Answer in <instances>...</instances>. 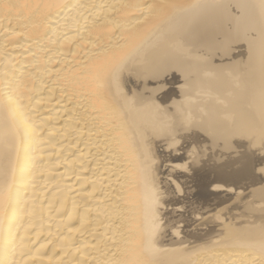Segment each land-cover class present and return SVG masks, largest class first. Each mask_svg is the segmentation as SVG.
<instances>
[{
    "label": "bare ground",
    "instance_id": "6f19581e",
    "mask_svg": "<svg viewBox=\"0 0 264 264\" xmlns=\"http://www.w3.org/2000/svg\"><path fill=\"white\" fill-rule=\"evenodd\" d=\"M0 264H264V0H0Z\"/></svg>",
    "mask_w": 264,
    "mask_h": 264
}]
</instances>
